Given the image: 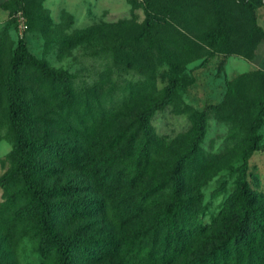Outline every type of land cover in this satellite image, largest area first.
<instances>
[{
    "label": "rangeland",
    "instance_id": "1",
    "mask_svg": "<svg viewBox=\"0 0 264 264\" xmlns=\"http://www.w3.org/2000/svg\"><path fill=\"white\" fill-rule=\"evenodd\" d=\"M25 2L21 28L13 0H0V264H55L37 251L36 214L27 211L33 199L23 180L2 178L17 163L7 86L21 92L29 137L54 144L33 150L31 165L38 184L60 189L51 197L60 210L55 230L83 240L75 264H154L148 235L162 225L187 244L171 264H193L241 233L242 182L252 194L250 206L264 208V123L258 147L246 154L264 72V4ZM148 15L157 22L138 38ZM220 24L226 46L209 37ZM19 38L62 76H45L28 62L14 69ZM168 87L171 99L149 118L145 154L139 113ZM200 119L198 151L179 172L182 221L169 226L163 218L172 199L170 169Z\"/></svg>",
    "mask_w": 264,
    "mask_h": 264
},
{
    "label": "trees",
    "instance_id": "2",
    "mask_svg": "<svg viewBox=\"0 0 264 264\" xmlns=\"http://www.w3.org/2000/svg\"><path fill=\"white\" fill-rule=\"evenodd\" d=\"M240 3L251 7L253 2L264 4V0H238ZM25 0H13L12 11H18L23 16H27ZM157 22L153 15H148L144 26L138 33V38H143L150 33L151 28ZM212 41L219 45L228 44L225 25H219L216 32L209 35ZM26 62L35 65L45 76H62L61 72L51 70L36 57L27 47L23 38H19L13 51V68L19 69ZM9 97V119L15 132L16 141L13 152L17 156L16 165L3 174V179L10 180L20 177L33 199V203L28 205V212H35L33 230L37 237V251L43 257L53 256L55 264H75L80 251L79 247L84 246L82 238L77 234L58 232L54 228V218L60 210L54 208L51 200L52 196L57 195L59 188L38 184L33 167L31 165V153L35 149H53L51 141L42 139H32L27 133L23 122L22 105L23 99L19 89L12 90L7 86ZM171 99V87H168L166 94L161 100L142 110L138 117V128L142 131L145 141L141 147L142 152L147 154L148 142L150 139L149 118L154 110L163 106ZM255 111L249 120V138L246 154L249 155L258 147V129L264 123V72L260 73V83L256 96L253 99ZM204 134V121L200 119L189 147L183 151L172 164L170 169L172 199L166 205V216L163 221L166 224L176 225L182 221V214L185 209V201L181 194L182 180L179 175L181 167L196 156L198 145ZM240 194L243 197L240 226L242 232L237 236H230L223 245H219L215 250L202 254L193 260V264H264V208L251 207L252 194L246 189L244 182L239 185ZM184 239L170 237V231L163 225L156 227L148 235V260H153L154 264H171L177 260V255L183 253L187 248ZM108 251H113L112 245L107 246ZM93 255L91 252H89ZM96 257V255H95ZM94 257V258H95ZM97 258V257H96ZM167 261V262H166ZM178 264L184 263L182 260Z\"/></svg>",
    "mask_w": 264,
    "mask_h": 264
},
{
    "label": "built area",
    "instance_id": "3",
    "mask_svg": "<svg viewBox=\"0 0 264 264\" xmlns=\"http://www.w3.org/2000/svg\"><path fill=\"white\" fill-rule=\"evenodd\" d=\"M17 18H18L20 27L25 28L26 27L25 19H24V16L21 14L20 11L17 12Z\"/></svg>",
    "mask_w": 264,
    "mask_h": 264
}]
</instances>
